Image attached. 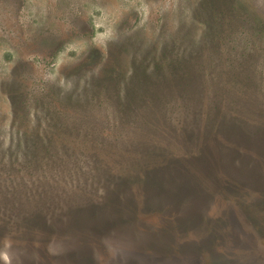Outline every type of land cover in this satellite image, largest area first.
Masks as SVG:
<instances>
[{"label":"rangeland","instance_id":"374dc122","mask_svg":"<svg viewBox=\"0 0 264 264\" xmlns=\"http://www.w3.org/2000/svg\"><path fill=\"white\" fill-rule=\"evenodd\" d=\"M0 264H264V0H0Z\"/></svg>","mask_w":264,"mask_h":264},{"label":"trees","instance_id":"16d2710c","mask_svg":"<svg viewBox=\"0 0 264 264\" xmlns=\"http://www.w3.org/2000/svg\"><path fill=\"white\" fill-rule=\"evenodd\" d=\"M139 70H143V71H133L131 74L132 78H136L139 82H148L149 84L151 83V85L149 87H156L155 83H152V79H153V76H150L149 74H147L144 70L146 69H139ZM172 72V73H171ZM173 72L179 74V75H176L173 74ZM169 74V78H168V81L171 80V79H174V80H177V79H180V81L182 83H184V85H179L180 86H184L186 87L187 86V82H186V79H187V76L189 74V70H182L181 72H179L176 68L173 69V71H170ZM110 76L109 74L106 75L105 77L106 80L109 79ZM154 77H157V78H160V75H159V72L157 71L154 75ZM186 82V83H185ZM148 85V84H147ZM145 85V86H147ZM195 85H193V90L195 91V88L196 86L194 87ZM171 92H174V90H172ZM164 95L166 94L164 91H163ZM141 93L137 91V94L135 96V98L140 95ZM139 105H140V102H138ZM139 105H136V106H139ZM136 106H132V109H134V107ZM57 114V113H56ZM54 116V122H56V124L59 126V128L57 129H54L53 128V131H54V134H56L58 136V138L60 137H63V136H66L65 135V132L62 131V129H69L70 127L74 128V127H77V128H80L82 126H85V123H84V120L80 119V118H73V119H69V116L68 114H64V113H61V114H57ZM63 114V115H62ZM129 115H132L130 109L128 111H126L123 115H122V118L124 120H127V121H130L131 122H136V127L138 126L137 123H142L143 125L145 124H148L147 120L149 118H151V116H148V117H145V118H140V117H132V118H128L130 117ZM59 116V117H58ZM75 121V122H73ZM125 125L123 124L122 127H124ZM139 128L138 129H135V130H131V131H128L127 133H125V130L121 129V133H119L118 137H117V140H119V138H122V140H127L125 142H132L131 145L130 143H128L129 145L125 146V149H122L121 147H118L117 149H114V148H111V147H104L102 150V154L104 155V159L109 163H111V166L114 167L115 165L118 164V169H116L115 171L111 169V167L109 168L110 172L112 173H109V172H105L102 168L99 169L98 173L103 175L104 177H109V175L111 176H118V174H123V172H128V170L132 169V168H140L142 167V165L145 163V161L148 159L147 156H149V153L152 152L153 150V147L150 146L149 143V139L147 138V136L145 135L146 131H145V128H141L140 126H138ZM131 128V127H130ZM58 130V131H57ZM52 131V132H53ZM60 132V133H59ZM133 135V137H131L130 135L131 134ZM53 134V133H52ZM128 134V135H127ZM128 136L130 139H128ZM135 143V144H134ZM139 144V145H136V144ZM125 144V143H123ZM115 146H121L122 144H113ZM141 145V146H140ZM70 153V152H69ZM115 154L118 159H123L122 161L120 162H117V163H113L111 162L112 159H114V156L112 155ZM70 155L74 156V154L70 153ZM122 156V157H121ZM60 159H65V156L64 155H61V158ZM59 159V160H60ZM93 159V158H91ZM124 161V162H123ZM101 163H104L101 161ZM60 164H65L64 161L61 162ZM98 163L95 161L94 165L96 166ZM106 164V163H105ZM119 168H122L123 169V172H121L122 170L119 169ZM128 168V169H127ZM125 169H127L126 171H124ZM41 189V188H40ZM50 191L52 190L51 188H49ZM74 190V189H72ZM53 191V190H52ZM76 191V190H75ZM85 199V198H83ZM83 199H77V202L78 204L74 205L72 208H75V206H78L80 204H84L86 201L83 200Z\"/></svg>","mask_w":264,"mask_h":264}]
</instances>
